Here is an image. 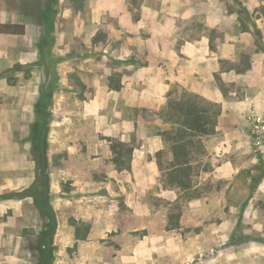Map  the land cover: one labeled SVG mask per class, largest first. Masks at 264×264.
<instances>
[{"label": "crops", "instance_id": "crops-1", "mask_svg": "<svg viewBox=\"0 0 264 264\" xmlns=\"http://www.w3.org/2000/svg\"><path fill=\"white\" fill-rule=\"evenodd\" d=\"M177 1L183 0H164L165 4ZM187 1L194 4V0ZM245 1L251 12L262 8L261 13H256L255 31L245 30L238 21L229 20L223 0H204L201 12L204 27L216 31L218 38L213 41L204 35L182 40L180 45L177 44L178 33L170 30L174 23L173 12L165 4L161 10L149 13V21L144 9L137 26L123 6L121 10L114 6L109 16L120 25V31L116 28L114 32L128 34L127 27L134 32L141 31L136 39L144 46V51L137 57L144 66L132 75L128 72L132 69L131 63H123L119 68L108 65L107 60H92L90 54V57L80 58L76 45H71L75 42H69L65 33H60L58 38L55 35L57 44L64 45L56 64L39 62L41 52L53 54L52 48L44 50L41 42L46 26L26 22L19 13L0 11V25L25 26L24 36L0 35V41L22 39L26 50L35 48L36 52L21 51L13 59L12 51L16 49L0 44V264H34L25 247L30 226L27 216L36 212L33 199L23 196L5 199L3 196L22 193L34 183L30 128L37 121L35 107L45 93L51 94L47 136L48 191L52 196L49 206L54 200L55 205L67 203L78 208L81 215L76 218L81 217L93 225L92 235L97 198L107 191L112 192L115 181L123 185L129 183L136 172L135 165L138 164V173L145 178L149 168H156L155 156L165 149L164 141L155 133L157 125L132 114L148 105H163L168 82L219 107L215 134L207 136L216 140L212 151L237 153L247 149L245 128L254 118L264 116V0ZM197 8L198 5L187 6L185 14L178 19L183 20L184 25L189 24L198 15ZM146 34L151 35L148 40L154 41L148 46L143 44L142 35ZM123 42L126 45V39ZM94 46L103 48L101 42ZM124 51L127 52V48ZM243 57L247 63L239 68ZM22 63H36L39 70L26 75L18 69ZM114 80L120 81V85L114 87ZM134 81L140 84L137 88L130 86ZM223 85L235 90H224ZM130 131L136 132L142 146L140 150L135 149L132 156L133 171L118 170L103 137L123 136L121 141L125 142V132ZM261 255L259 251L252 253L256 261L250 264H259Z\"/></svg>", "mask_w": 264, "mask_h": 264}, {"label": "rangeland", "instance_id": "rangeland-1", "mask_svg": "<svg viewBox=\"0 0 264 264\" xmlns=\"http://www.w3.org/2000/svg\"><path fill=\"white\" fill-rule=\"evenodd\" d=\"M111 1L0 0V11L3 9L9 13H19L26 22L46 26L41 42L44 43V50L52 48L53 54L51 56L50 52H41L39 62L44 61L51 66L56 64L64 45L57 44L59 41L55 35L58 38L60 33H65L69 42H75L71 45H76L80 58L91 55L92 60H107L108 65L119 68H122L123 63H131L132 69L128 72L132 75L144 66L137 57L144 51V46L139 45L136 39L141 31L136 29L134 32V29L127 27L128 34L119 35L114 32L113 29L116 28L120 31V25L117 19L109 16L110 11L114 6H118L119 10L123 6L130 13L134 26H137L144 9L148 12L146 21H149V13L155 9L161 10L165 2ZM203 1L194 0V4H190L183 0L165 4L173 12L174 23L170 30L178 33L180 39L177 44L180 45L182 40H193L204 35L213 41L218 38L216 31H209L204 27L201 13ZM223 1L229 20L238 21L245 30L255 31L256 13H261L262 8L251 12L245 0ZM193 5H198V15L184 25V21L178 17L185 14L187 6ZM120 22L122 25V21ZM150 37L148 34L142 35L143 44L148 46L150 42L154 43L153 40H148ZM98 42L103 44V48H94V44ZM0 44L16 49L12 51L13 59L21 51L36 53L35 48L26 50L22 39H4ZM72 48L74 49L73 46ZM126 48L127 52L124 51ZM240 61L238 67L243 68L247 59L243 57ZM31 64H19L18 69L26 75L39 70L36 63ZM3 70L6 71L7 68L3 67ZM119 82L114 80L112 85L116 87L120 85ZM133 83H130L132 88L140 85L137 81ZM168 85L163 105H148L132 114L135 118L157 125L155 133L164 141L165 149L155 156L156 168H149L145 178L138 173V164L135 165L136 172L132 174L129 183L123 185L121 181H115L112 192L107 191L97 198L93 235V225L83 221L81 217L76 218V215H81L78 208L67 203L55 205L53 200L51 209L55 218V231L52 240L49 235L47 238L53 251L46 262L250 264L256 261L252 258V253L259 251L263 255L258 262L264 264V116L254 118L245 128L247 149L241 152L228 150L225 153L221 147L222 151H212L216 147V140L212 137H190L181 145L173 147V141L167 135L172 129L166 119L168 102L189 93L177 85H170L169 82ZM222 88L230 90L231 87L223 85ZM153 93L154 91L152 95ZM198 99L199 104L207 108V101ZM124 138L125 142L121 141L123 136L103 137L109 146L110 142L118 146L115 154L110 149L112 161L118 153L121 154L116 168L133 171L132 156L135 149H141L142 142L136 137L135 131L125 132ZM222 166H225L223 171H218ZM20 194L10 193L3 197L12 198ZM27 219L30 226L25 247L32 255L34 264H40L44 218L36 207V212L28 214ZM18 249L21 247L18 246Z\"/></svg>", "mask_w": 264, "mask_h": 264}, {"label": "trees", "instance_id": "trees-1", "mask_svg": "<svg viewBox=\"0 0 264 264\" xmlns=\"http://www.w3.org/2000/svg\"><path fill=\"white\" fill-rule=\"evenodd\" d=\"M0 35L22 37L25 35L24 25H0ZM51 103V94H43L35 107L37 121L30 128V157L35 164V180L31 187L15 197H30L44 218V229L41 232L44 243L40 248L41 263L49 264L47 257L52 254L50 241L55 231V218L51 207L49 206V179L47 162V136L48 125L51 120V112L48 110ZM207 108L199 104L197 96L184 94L177 100L168 102L166 119L172 126L169 134V140L172 145H181L190 137H207L215 134L217 119L220 116V109L217 105L207 102ZM190 133V134H189ZM110 149L115 154L116 146L110 142ZM120 155L113 158L114 164L118 167ZM52 240V239H51Z\"/></svg>", "mask_w": 264, "mask_h": 264}]
</instances>
